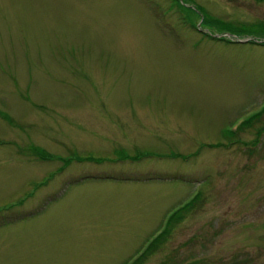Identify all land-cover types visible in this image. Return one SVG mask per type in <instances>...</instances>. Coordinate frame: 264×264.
<instances>
[{"label": "rangeland", "instance_id": "1", "mask_svg": "<svg viewBox=\"0 0 264 264\" xmlns=\"http://www.w3.org/2000/svg\"><path fill=\"white\" fill-rule=\"evenodd\" d=\"M263 111L264 0H0V264H264Z\"/></svg>", "mask_w": 264, "mask_h": 264}, {"label": "trees", "instance_id": "2", "mask_svg": "<svg viewBox=\"0 0 264 264\" xmlns=\"http://www.w3.org/2000/svg\"><path fill=\"white\" fill-rule=\"evenodd\" d=\"M183 7H181L180 9H179V11H182V12H185L187 15H186V17H187V21L189 22V23H192L191 22V18L192 17H190L189 16V14H191V15H193V16H195L196 18L198 17L199 19L201 18V14L197 11V10H195L194 8H192V7H190V6H184V5H182ZM214 21V20H213ZM221 22H223V21H220V20H218V22H214V23H216V24H219L220 26H227V27H232V28H234V24L233 23H221ZM192 24H194V23H192ZM194 27V26H193ZM240 26H238V27H235V28H239ZM256 117L257 116H255V117H253L250 121H248L247 123H246V127L245 128H253L254 126H255V123H254V121L256 120ZM198 200H199V197H198V199H196L194 202H192L190 205H189V209L185 212V213H188V212H190L191 211V209H193L192 207L194 206V207H196V203L198 202ZM185 213L183 212L182 214H181V216L179 215V212L175 215V219H181V218H183V216L185 215ZM175 221H173V223H174ZM172 223V224H173ZM159 247H157V249H158ZM168 258V260H171V261H167V263H172V262H174L175 261V258L173 257V255L172 256H168L167 257ZM172 260H174V261H172Z\"/></svg>", "mask_w": 264, "mask_h": 264}]
</instances>
